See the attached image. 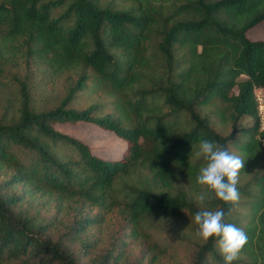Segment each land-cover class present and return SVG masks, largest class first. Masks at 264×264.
I'll return each instance as SVG.
<instances>
[{
	"label": "trees",
	"instance_id": "16d2710c",
	"mask_svg": "<svg viewBox=\"0 0 264 264\" xmlns=\"http://www.w3.org/2000/svg\"><path fill=\"white\" fill-rule=\"evenodd\" d=\"M262 22L264 0H0V72L18 52L49 76L77 75L59 104L44 110L31 105L28 86L17 80V118L0 119V164L14 168L0 183V264H79L59 240L42 237L44 224L16 210L24 199L18 184L104 212L117 209L133 236L140 228L157 230L154 219L187 215L197 232L195 197L209 192L196 182L205 163L195 156L201 139L245 161L239 203L225 204L209 192L204 207L231 211L227 222L246 232L233 264L264 261V125L254 98L255 88L264 89V40L246 35ZM91 77L116 96L117 115L106 113L102 101L70 107ZM210 113L231 132L215 131ZM248 118L252 124L243 126ZM78 122L126 142L122 155L104 159L54 128ZM98 221L82 216L65 233L78 238ZM181 234L176 229L174 239L182 242ZM89 245L84 241L83 250ZM196 245L191 264H224L217 239ZM112 254L97 264H117Z\"/></svg>",
	"mask_w": 264,
	"mask_h": 264
},
{
	"label": "rangeland",
	"instance_id": "374dc122",
	"mask_svg": "<svg viewBox=\"0 0 264 264\" xmlns=\"http://www.w3.org/2000/svg\"><path fill=\"white\" fill-rule=\"evenodd\" d=\"M247 37L251 40H264V22L249 31ZM9 56V55H8ZM4 70L0 72V119H16L19 108L18 87L20 81H25L31 94V105L38 110L55 107L59 104L68 90L74 84L76 71L69 70L59 76H49L44 68L33 62L25 55L12 52L4 61ZM107 84L91 77L87 82L86 91L79 93L70 107L83 109L91 103L105 102L104 111L117 115L116 106L111 103L116 96L109 93ZM208 112V110H207ZM212 126L222 135L229 134L231 127L219 123V117L210 113ZM252 124V119L243 120V126ZM58 131L73 136L85 143L92 153L112 160L120 157L126 148V142L109 131H104L93 123L78 122L73 125L55 124ZM264 145V142L262 143ZM14 172V168L0 164V183ZM243 178L242 181H245ZM16 191L23 194V201L16 210H23L29 216L44 224L46 233L52 241L61 242L69 251L73 252L79 264H97L106 253L112 251L117 264H191L197 243L203 242L193 227L190 216L181 220H158L153 223L157 230H138L132 235L133 226L126 222L120 211L113 209L104 212L98 207L78 198H67L56 192L32 193L26 185L18 184ZM257 188L250 190V199L257 193ZM247 204V203H246ZM82 216H94L99 221L93 223L78 238H72L71 233H65L74 220ZM176 229L182 230L186 236L183 241L174 238ZM88 240L90 245L83 250L82 243ZM118 242L124 245L113 249ZM118 249L122 253H118ZM219 249V247H218ZM258 257V254H257ZM112 258V257H111ZM256 264H264L263 258Z\"/></svg>",
	"mask_w": 264,
	"mask_h": 264
},
{
	"label": "clouds",
	"instance_id": "9594fccd",
	"mask_svg": "<svg viewBox=\"0 0 264 264\" xmlns=\"http://www.w3.org/2000/svg\"><path fill=\"white\" fill-rule=\"evenodd\" d=\"M195 156L205 162L196 177L197 184L207 188L209 192L214 193L216 199L225 204H238L241 199L238 184L245 161L209 139L199 141ZM209 192H201L195 197L201 206L194 216L198 229L196 236L205 243L217 239L224 264H233L247 244L248 236L243 229L227 222L231 211L226 212L223 208L210 210L204 207L205 201L211 198Z\"/></svg>",
	"mask_w": 264,
	"mask_h": 264
},
{
	"label": "built area",
	"instance_id": "2783aa9c",
	"mask_svg": "<svg viewBox=\"0 0 264 264\" xmlns=\"http://www.w3.org/2000/svg\"><path fill=\"white\" fill-rule=\"evenodd\" d=\"M254 98L257 105V117L261 127L264 125V89L255 88Z\"/></svg>",
	"mask_w": 264,
	"mask_h": 264
}]
</instances>
